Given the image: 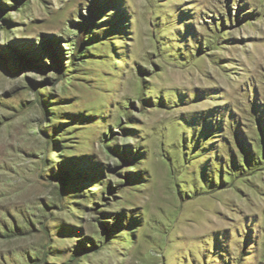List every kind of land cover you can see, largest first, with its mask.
I'll use <instances>...</instances> for the list:
<instances>
[{
    "label": "rangeland",
    "instance_id": "obj_1",
    "mask_svg": "<svg viewBox=\"0 0 264 264\" xmlns=\"http://www.w3.org/2000/svg\"><path fill=\"white\" fill-rule=\"evenodd\" d=\"M0 264H264V0H0Z\"/></svg>",
    "mask_w": 264,
    "mask_h": 264
}]
</instances>
